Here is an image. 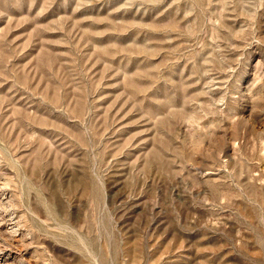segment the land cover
Returning <instances> with one entry per match:
<instances>
[{
	"label": "rangeland",
	"instance_id": "1",
	"mask_svg": "<svg viewBox=\"0 0 264 264\" xmlns=\"http://www.w3.org/2000/svg\"><path fill=\"white\" fill-rule=\"evenodd\" d=\"M0 264H264V0H0Z\"/></svg>",
	"mask_w": 264,
	"mask_h": 264
}]
</instances>
